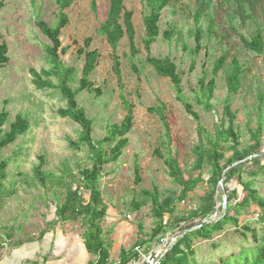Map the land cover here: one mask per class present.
Masks as SVG:
<instances>
[{"label":"rangeland","instance_id":"374dc122","mask_svg":"<svg viewBox=\"0 0 264 264\" xmlns=\"http://www.w3.org/2000/svg\"><path fill=\"white\" fill-rule=\"evenodd\" d=\"M202 1L215 7L221 0H172L162 10L160 34L149 51L150 56L169 57L174 61L181 76L182 95L198 114L199 123L178 100L172 82L157 75L146 62L147 53L142 38L145 34L143 16L147 10L143 0H124L125 9L133 11L135 40L133 50L126 36L118 45L119 73L115 69L110 46L97 32L105 18L108 0H74L65 9L68 21L61 30L60 40L66 51L61 54V59L65 66L75 69L69 82L72 89L80 85L85 60L78 50L85 47L86 38H90L89 49L99 52L96 68L90 75L92 88H85L76 96L78 105L93 120L92 138L95 141L103 138L107 127L120 122L127 113L126 102L132 106L133 126L127 135L129 144L116 162L102 167L99 180L103 205L106 207V215L99 222L111 247L110 259L113 262L118 260L121 248L137 246L136 242L149 237L155 227L152 201L146 192L157 191L159 198L163 199L180 191L164 162L167 143L164 122L149 108L164 104L172 153L178 151L191 170L194 147L200 141L206 142L204 132L214 134L224 117L226 104L236 114L234 125L243 141L241 147H245L252 142L249 129L257 127L258 107L262 102L261 151L254 156L259 159L263 157L264 163V51L257 54L246 48L240 39V35L251 38L258 30L264 35V0L254 19L245 22L234 13L235 1L230 0L231 8L220 17L216 15L215 31L218 36L209 31L207 14L202 15L201 47L195 54L194 14ZM0 2V33L8 47L9 57L8 62L0 66V111L6 109L8 112L4 129L9 128V123L17 114L26 117L30 123L29 130L1 153L8 167L1 189L0 243L12 246L38 240L47 232L81 237L84 230L81 221L55 220V206L63 202L69 184L73 187L80 184L79 171L91 167V154L86 146L77 149L72 144L79 139L80 126L57 114L60 107L66 106L58 78L50 77L53 85L50 88H37L31 74V69L39 72L50 68L45 47L51 41L42 33L35 19L38 17L52 26L57 21L59 7L55 0ZM210 11L214 14V8ZM166 32L170 33V38H167ZM224 52L227 54L225 65L213 74L214 62ZM233 58L241 62L245 72L239 89L230 92L226 72ZM202 77H205V82L212 77L216 80L209 110L200 103V99H203L199 88ZM225 119L227 126L226 115ZM224 151L225 158L232 153L227 144ZM41 156L45 158L42 169L47 174L44 184L34 176V167L40 163ZM136 162L140 181H136ZM254 167L253 162L244 165V169ZM191 172L197 175V171ZM210 172V167L205 165L202 177L206 179ZM252 179L254 187L264 196V175L252 176ZM227 185L229 191L237 189V195L241 194L242 187L236 178ZM206 187L204 182L199 183L188 198L177 204L176 213L182 216L195 209ZM81 193L87 200L88 192L81 188ZM226 203L227 194L221 182L216 196V211L209 219H217L225 210ZM184 225L168 228L165 233L157 235L151 242V249H165ZM245 225L251 229L241 234ZM252 229L259 236L264 234V221L255 206L248 213L240 215L239 228L230 224L214 233L212 239L195 240L192 264H221L227 257L255 246L257 242L252 237ZM130 264L143 262L138 257Z\"/></svg>","mask_w":264,"mask_h":264},{"label":"trees","instance_id":"16d2710c","mask_svg":"<svg viewBox=\"0 0 264 264\" xmlns=\"http://www.w3.org/2000/svg\"><path fill=\"white\" fill-rule=\"evenodd\" d=\"M234 1L236 6L234 13L243 22L254 19L256 11L263 6V0ZM55 2L59 7V12L54 25L50 26L38 17L35 19L42 33L51 41V44L45 47L50 68L42 69L39 72L31 69L32 82L37 88H50L53 86L50 77L58 78L59 88L66 100V106L60 107L57 110V114L61 118H69L80 126L79 139L72 144L77 149L82 145L86 146L92 160L91 167H86L79 171L80 184L76 187L69 184L66 187L63 202L55 206V220L81 221L84 227L81 237L88 253L93 257V259L89 260L88 264H130L133 259L139 257V253L134 249L135 247L130 249L121 248L118 260L113 262L110 259L111 247L105 239L103 227L99 222L106 215V207L103 205L99 180L101 178L102 167L105 164L116 162L129 144L127 135L133 126L132 106L126 102L127 113L120 122L112 123L107 127L103 138L96 141L92 138L93 120L87 116L84 108L78 105L76 96L85 88H92L90 75L96 68L99 52L97 49H89L90 38H86L85 47L78 50L81 55H84L85 60L80 85L77 89H72L69 82L75 69L63 64L61 54L66 51V48L61 46L60 34L68 21L65 9L74 0H55ZM171 2L172 0H143L147 12L143 16L145 34L142 38V45L147 53L146 62L157 75L168 78L172 82L178 100L183 103L188 114L199 123L198 114L193 111L190 104L182 95L181 76L174 61L169 57H155L149 54L151 44L155 42L160 34L159 20L162 10ZM230 6V0H221L215 7L214 5H210L209 2L202 1L194 14L196 28L195 54L199 52L201 47L202 29L200 21L202 15L207 14L209 31L218 36V33L215 31L216 15L220 17L224 11L231 8ZM1 7L2 3L0 2V9ZM212 8H214V14H211L210 10ZM132 17L133 11L125 9L124 0H108L105 18L97 31L111 48L117 73H119V62L116 51L124 36L127 37L130 48L134 49L135 27ZM166 34L167 38H170V33L166 32ZM240 39L246 48L257 54L263 53L264 35L261 30H258L251 38L240 35ZM226 59L227 54L224 52L215 60L213 74H216L224 67ZM8 60V47L2 41L0 33V66L5 65ZM244 72L245 69L241 62L237 58H233L226 72V84L230 92L239 89ZM215 87V77L208 79L207 82H205V77H202L199 82V88L203 95L200 103L207 110L211 108L210 99L213 97ZM149 110L156 112L164 122L167 137L164 162L169 169V175L180 187V191L163 199L159 198L157 191L146 192L152 201V213L156 224L149 237L140 239L136 242V245L143 247L144 251L148 252L151 249V242L155 240L157 235L165 233L168 228H175L178 225L185 224L179 228L178 237L167 247L158 264H192L195 255V240L212 239L214 233L222 231L225 226L230 224L239 228L240 215L244 212L248 213L252 206H255L260 211L261 219L264 221V196H261L254 187L252 179V176L264 175L263 157L259 159L254 156L261 151V134L263 131L262 102L259 103L258 107L257 127L249 129L250 141L252 142L245 147H241L243 141L234 125L236 114L232 112L228 104L225 105L224 117L220 125L215 128L214 134L210 135L204 132L206 142L200 141L193 149L194 160L191 170L197 171V175H194L188 169L185 159L179 155L178 151L175 154L172 153L169 144L171 141L169 137L170 127L164 113V104H160L156 108H149ZM225 115L228 117L227 126H225ZM7 120L8 112L6 109H2L0 111V199L3 198L1 189L6 179V169L8 167V162L1 158V153L4 148L15 142L19 136L24 135L30 128L28 119L21 114H17L15 119L9 123V128L5 130L4 125ZM199 128L202 129L200 124ZM225 144L232 151L228 158H225ZM159 156L161 155L159 154ZM40 159V163L34 167V176L39 183L44 184L47 178V174L42 169L45 158L41 156ZM248 162H253L256 169L255 167L251 170L244 169L245 163ZM205 165H208L211 170L206 179L202 177V169ZM135 172L137 174L136 181H140V177L138 176L139 165L137 162L135 164ZM233 178H236L242 187L239 196L236 192L237 189L229 191L227 183ZM201 182H204L207 187L200 198V204L195 209L187 211L186 215L179 216L176 213L177 204L188 198V194L193 192ZM221 182L227 194L226 208L217 219L211 220L209 217L216 211V196ZM81 188L88 192L87 200L83 197ZM243 228L241 234H245V230L251 229L247 225L243 226ZM252 237L257 242L255 246L240 251L236 256L227 257L221 264H264V234L259 236L252 229Z\"/></svg>","mask_w":264,"mask_h":264},{"label":"crops","instance_id":"0c3cea01","mask_svg":"<svg viewBox=\"0 0 264 264\" xmlns=\"http://www.w3.org/2000/svg\"><path fill=\"white\" fill-rule=\"evenodd\" d=\"M80 238L47 232L38 240L0 243V264H88L91 257Z\"/></svg>","mask_w":264,"mask_h":264},{"label":"built area","instance_id":"2783aa9c","mask_svg":"<svg viewBox=\"0 0 264 264\" xmlns=\"http://www.w3.org/2000/svg\"><path fill=\"white\" fill-rule=\"evenodd\" d=\"M170 244L171 242L167 243L165 249H160L158 251L150 249L148 252H145L140 246H135L134 249L137 253H139V258L142 259L143 264H158L163 253Z\"/></svg>","mask_w":264,"mask_h":264},{"label":"water","instance_id":"95a60500","mask_svg":"<svg viewBox=\"0 0 264 264\" xmlns=\"http://www.w3.org/2000/svg\"><path fill=\"white\" fill-rule=\"evenodd\" d=\"M204 222H206V221H204ZM178 235H179V234H178ZM178 235L174 236V237H173V240H175V239L178 237Z\"/></svg>","mask_w":264,"mask_h":264}]
</instances>
